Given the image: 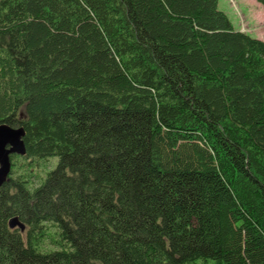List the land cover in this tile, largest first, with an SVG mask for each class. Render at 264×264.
Wrapping results in <instances>:
<instances>
[{
	"label": "trees",
	"instance_id": "trees-1",
	"mask_svg": "<svg viewBox=\"0 0 264 264\" xmlns=\"http://www.w3.org/2000/svg\"><path fill=\"white\" fill-rule=\"evenodd\" d=\"M2 124L0 264H264V41L218 0H0Z\"/></svg>",
	"mask_w": 264,
	"mask_h": 264
},
{
	"label": "rangeland",
	"instance_id": "rangeland-1",
	"mask_svg": "<svg viewBox=\"0 0 264 264\" xmlns=\"http://www.w3.org/2000/svg\"><path fill=\"white\" fill-rule=\"evenodd\" d=\"M218 9L227 15L235 30L243 29L244 33L264 41V8L255 0H218ZM50 160L45 167L52 169L57 159ZM46 170L38 175L42 177ZM38 184L39 180L33 179V186Z\"/></svg>",
	"mask_w": 264,
	"mask_h": 264
},
{
	"label": "water",
	"instance_id": "water-1",
	"mask_svg": "<svg viewBox=\"0 0 264 264\" xmlns=\"http://www.w3.org/2000/svg\"><path fill=\"white\" fill-rule=\"evenodd\" d=\"M24 136L23 127L12 128L5 124L0 125V188L9 181L11 156L23 157L26 154ZM8 227L9 229L18 228L20 232L25 231V225L17 217L8 221Z\"/></svg>",
	"mask_w": 264,
	"mask_h": 264
},
{
	"label": "built area",
	"instance_id": "built-area-1",
	"mask_svg": "<svg viewBox=\"0 0 264 264\" xmlns=\"http://www.w3.org/2000/svg\"><path fill=\"white\" fill-rule=\"evenodd\" d=\"M240 31H242V32H243L244 30H243V29H241Z\"/></svg>",
	"mask_w": 264,
	"mask_h": 264
},
{
	"label": "crops",
	"instance_id": "crops-1",
	"mask_svg": "<svg viewBox=\"0 0 264 264\" xmlns=\"http://www.w3.org/2000/svg\"><path fill=\"white\" fill-rule=\"evenodd\" d=\"M252 36V35H251Z\"/></svg>",
	"mask_w": 264,
	"mask_h": 264
}]
</instances>
